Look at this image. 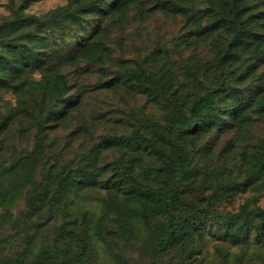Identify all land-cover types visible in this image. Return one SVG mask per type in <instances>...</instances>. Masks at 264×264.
I'll use <instances>...</instances> for the list:
<instances>
[{
	"label": "rangeland",
	"instance_id": "1",
	"mask_svg": "<svg viewBox=\"0 0 264 264\" xmlns=\"http://www.w3.org/2000/svg\"><path fill=\"white\" fill-rule=\"evenodd\" d=\"M229 5L230 0H0V22L11 19L14 13L38 17L35 24L19 32H0V52L7 55L9 67L15 65L17 57L10 51L11 40L20 46V53L33 51L40 58L15 77L0 78V166L11 167L36 145L35 123L41 107L53 104L59 108L63 104L59 103L61 99L55 102L51 81L61 73L69 85L62 100L72 99L73 104L59 124L47 122L44 154L33 180L36 187H41L65 176L77 179L85 174V182L75 186L78 193L61 203L62 213L56 211L50 230L37 233L32 242L34 250L50 236L53 225L75 218L77 223L69 225L73 233L84 234L88 226L91 237L85 248L72 244L75 238L63 240L64 245L69 242V247L76 250L72 260L78 259L81 264H153V247L166 228L162 215H152L148 221L139 214L140 222L133 233L114 236L104 230L116 229L120 224L118 214L105 205V197H115L123 207L129 189L162 192L176 179L173 169H158L165 160V149L161 150L160 144L162 139H169L171 104L162 100L153 84L139 72L137 61L147 72L176 79L178 99L187 106L195 94L219 83L213 57L231 34V27L224 22L232 11ZM245 5L246 13L261 10L258 29L264 33V0H246ZM63 12L68 15L61 16ZM27 30L38 34L25 36ZM262 35L252 37L251 45L242 51L244 57L258 62L257 71L264 68ZM257 42L260 45L254 49ZM249 89L250 86L245 91ZM230 90L232 87L220 88L216 96L210 93L213 101L203 113L210 109L214 112L211 124L196 138L183 137L190 162L175 185V189L185 187L192 169L198 172L197 183L211 178L219 183L221 169L227 170L229 181H249L246 190H237L220 200L217 209L226 213L238 211L242 202L264 189V181L251 182L253 176L262 175L249 168L242 148L231 146L239 142L256 147L263 142L264 123L254 119L257 112L250 113L251 120L239 130L240 134L232 136V132L222 131L220 135L226 121L225 104L221 105L219 98ZM105 140L112 142L107 144ZM133 145L139 147L137 155L125 152ZM225 153L230 155L224 164L221 158ZM1 170L0 196L5 191L9 193L6 201L12 217L1 234L4 241L0 245H5V252H17L26 241L24 228L17 231L14 219L28 222L32 188L15 189L21 169H13L11 176ZM212 188L215 185L210 191ZM131 198L129 203L137 207L139 198ZM257 204L264 206V190ZM39 213L36 218L45 214V208ZM189 245L190 253L189 249L177 248L160 264H264V246L254 235L248 242L236 244L218 228H207L202 235L195 234ZM91 250L95 255L90 257ZM116 255L121 262L114 258ZM65 257L72 261L68 251Z\"/></svg>",
	"mask_w": 264,
	"mask_h": 264
},
{
	"label": "trees",
	"instance_id": "2",
	"mask_svg": "<svg viewBox=\"0 0 264 264\" xmlns=\"http://www.w3.org/2000/svg\"><path fill=\"white\" fill-rule=\"evenodd\" d=\"M27 1L22 0L23 3ZM123 1L130 2L132 0ZM245 4L246 0H230L229 7L232 8V11L224 17V22L231 27V34L226 43L217 49L216 55L213 57L219 83L216 86H207L201 93L195 94L187 106H184L178 99L179 85L176 79L173 80L167 74L147 72L141 66V63L137 61L139 72L153 84L162 96V100H168L171 104L173 119L168 126L169 139H162L160 144V149H165L163 152L165 160H163V166L158 169H162L164 172H167L165 169H173L176 179L162 192L159 190L136 191L135 189H129L125 192L127 199L122 203L123 207L120 206L115 197H105V205H108L118 214L120 224L116 229L105 228L104 230L114 236L119 235L121 232L133 233L140 222L139 214L148 221L153 219V217H150L152 215H162L166 228L153 247L151 257L153 264H160L167 254H173L180 247L189 249V252L186 251L190 253L192 248L189 243L193 240V236L195 234L202 235L207 228H218L230 241L236 244L248 242V238L254 235L257 242H261L264 246V206L257 204L259 195L264 189L253 197H248L240 204L239 210L233 213L218 210L217 205L221 199L231 197L237 190H246L249 181H229L226 178L225 173L227 170L225 169L219 171V174L222 175V181L219 183H215L214 178H211L210 181L197 183L198 172L196 169H192V177L185 182L187 185L175 189L177 180L185 175L186 166L190 162L189 151L182 143L183 137L196 138L197 135L205 131L206 125L211 124L210 120L213 119L214 112L210 109L203 113V109L211 105L212 96L218 94V89L225 88L227 90L228 87H232V91H226L225 95L219 98L220 104H225L223 112L226 121L220 135L223 132H232V136L240 134L239 130L245 124L248 125L251 120L250 113L254 111L257 112L254 119H261L264 123V68L260 67V70L257 71L258 62L250 57H244L242 53L245 46L251 45L252 37L255 39H257L256 37H263L262 34L264 33H261L258 29L262 15L261 10L257 13H246ZM99 10L102 11V8L99 7ZM67 15L65 12L61 13V16ZM37 21L38 17L35 15L18 16L14 13L11 19L4 18L1 20L0 32L5 29L19 32L20 28L30 27ZM18 34L32 36V34L38 33L35 30H27L24 34ZM259 45L260 43L257 42L254 49ZM9 46L10 51L15 52L17 57L15 65L9 67L7 55L0 52L1 79L4 76L15 77L23 67L31 63L36 64L40 60L37 53L33 51L20 53V46L14 40L10 41ZM51 81L52 91L55 92L56 96L55 102L61 99L59 103L63 102V104L59 108H55L53 104H49L48 107H41L40 118L35 123L37 130L35 133L36 145L34 144L31 151L23 155L22 159L11 167L0 166V169H3L1 170L2 174L9 176L12 175L13 169H21L19 170L22 173L21 179H19L20 183L14 186L15 189L22 186L32 188L28 195L29 211L28 216H26L28 222H18V219H14L17 231L24 228L26 244L21 251L17 252H5V245H0V264H81L78 259L72 260L71 255L76 250L69 247V242L64 245L63 240L75 238V243L72 244H80L83 248L90 243L91 231L88 226H85L84 234L73 233L69 225L77 223L74 218L70 221L63 219L60 223L53 225L50 236L41 240L38 249L34 250L32 247V242L37 233H42L47 229L50 230L49 225L56 217V211L60 210V213H62L63 204L61 203L65 202L72 193H78L75 187L78 186V183L83 184L85 182V174L79 175L77 179L65 176L55 184H45L41 187H36V182L33 180L34 171L39 166L44 154L43 136L46 133L47 122L54 121V124H59L66 113V109L73 104L72 99L62 100V98H66L65 93L69 87L66 76L60 73L55 80ZM243 81L246 82V85H242ZM248 86L251 89L247 92L245 88ZM210 93L212 96H210ZM232 94L234 96H231ZM105 142L110 144L112 140H105ZM154 143L159 144L158 141ZM137 146H129L125 152L137 155L136 150L139 149ZM231 146L241 147L242 156L245 162L249 164V168L253 169L254 174L262 175L256 178L253 176L251 182L264 181V140L256 147L239 142H235L234 145L231 143ZM229 155V153H225L221 158L224 164ZM212 185H215V188L210 191ZM8 194L5 191L0 196V244L1 241H4L1 234L7 230V223L11 221L10 217H12L11 211L8 209V201H6ZM131 195L139 198L137 207L129 203L132 199ZM43 208H45V214L40 218H36L35 214L40 215L39 212ZM66 251L70 253L72 261L67 260V257H65ZM89 254L90 257L95 255L92 250L89 251ZM114 258L121 262L119 256L116 255Z\"/></svg>",
	"mask_w": 264,
	"mask_h": 264
}]
</instances>
